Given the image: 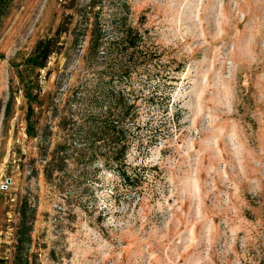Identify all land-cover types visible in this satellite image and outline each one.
Wrapping results in <instances>:
<instances>
[{"label":"rangeland","instance_id":"374dc122","mask_svg":"<svg viewBox=\"0 0 264 264\" xmlns=\"http://www.w3.org/2000/svg\"><path fill=\"white\" fill-rule=\"evenodd\" d=\"M46 37L59 49L32 68ZM105 117L120 135L95 124ZM18 253L30 264H264V0H9L0 264Z\"/></svg>","mask_w":264,"mask_h":264},{"label":"trees","instance_id":"16d2710c","mask_svg":"<svg viewBox=\"0 0 264 264\" xmlns=\"http://www.w3.org/2000/svg\"><path fill=\"white\" fill-rule=\"evenodd\" d=\"M8 3H9V0H0V15L4 12ZM58 49L59 47H57L56 37H46L45 39L41 40L38 43L34 53L31 54L27 58L26 63L32 68H40V69L45 68L47 67L48 60L51 54L58 51ZM26 97L28 98V100L33 101L38 98V94L37 93L34 94L31 89H27ZM32 114H33V108L30 105L27 111L26 119L28 122V133L34 136L36 133L34 131ZM95 124L100 128L101 131L111 130L113 131V133L118 132L119 135L121 134V131H122L119 129L121 128L119 122L115 119H112L111 117H107V118L105 117L103 119H99V121L96 120ZM98 140H101V138L99 137ZM113 150H114V155L112 158L114 161L118 162L120 158H122V156H119V154L121 153L122 155H124L125 150H126V145L124 143L123 145H120L119 147L113 146ZM60 151L64 152V155L62 156L61 159L65 161L68 158L67 156L68 149H64ZM63 168L64 167H58V170L60 171ZM24 223H27V218H26V212L22 210V224L18 231V247L21 249L20 250L21 252H22L23 246L27 242L30 241L29 235L27 233L30 231L31 225L27 227L26 229H23L25 225ZM15 264H30L29 257L27 255L23 256L21 253L20 254L18 253Z\"/></svg>","mask_w":264,"mask_h":264}]
</instances>
